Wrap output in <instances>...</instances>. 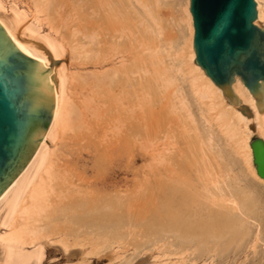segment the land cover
<instances>
[{
  "label": "bare ground",
  "instance_id": "bare-ground-1",
  "mask_svg": "<svg viewBox=\"0 0 264 264\" xmlns=\"http://www.w3.org/2000/svg\"><path fill=\"white\" fill-rule=\"evenodd\" d=\"M159 1L31 0L9 10L0 1V26L17 50L44 72L52 61L66 60L46 73L54 96L49 127L0 196V264H42L43 242L57 244L61 260L86 264L104 242H115L120 225L133 219L135 158L148 163L150 192L162 196L160 224L192 252L205 245L199 260L213 259L207 246L212 237L235 232L230 213L246 216L245 193L262 203L249 180L237 187L212 127L233 142L234 152L264 187L249 147L254 136L264 141V112L238 77L229 87L240 101L234 106L194 64L189 0H172L183 13L176 25L178 49L173 39H160ZM56 2L59 11L51 7ZM255 2L254 22L264 30V0ZM196 111L205 129L197 125ZM49 141L62 148L55 153ZM155 144L161 151L155 153ZM175 212L181 215L179 225ZM86 246L90 252H84Z\"/></svg>",
  "mask_w": 264,
  "mask_h": 264
},
{
  "label": "water",
  "instance_id": "water-1",
  "mask_svg": "<svg viewBox=\"0 0 264 264\" xmlns=\"http://www.w3.org/2000/svg\"><path fill=\"white\" fill-rule=\"evenodd\" d=\"M194 64L222 91L229 104L240 101L229 89L235 77L264 112V30L254 25V0H189ZM40 63L22 54L0 26V196L33 157L51 122L52 84ZM256 174L264 180V141L249 142Z\"/></svg>",
  "mask_w": 264,
  "mask_h": 264
},
{
  "label": "rangeland",
  "instance_id": "rangeland-1",
  "mask_svg": "<svg viewBox=\"0 0 264 264\" xmlns=\"http://www.w3.org/2000/svg\"><path fill=\"white\" fill-rule=\"evenodd\" d=\"M0 1L6 10H9L12 5L24 8L26 4L29 5L31 2V0ZM174 2L172 0H160L158 2V4H160L157 7V13L160 19V23H158V25L161 30L162 28L164 29L160 34V39L163 41L173 39L174 42H172V46L174 48L177 47L178 49L177 44L180 43L178 40V38L180 39V36L176 30L179 31L180 28L177 27L176 29V25L180 26L179 19L182 17L183 13L181 8H177V4ZM255 4L256 12H258L257 3L255 2ZM51 7H53L56 11H59V5L57 2ZM255 22H253L254 25ZM257 27L260 28L259 26ZM260 29H263V27ZM65 61V59L52 61L49 70H57L62 63L66 64ZM195 113L196 122L199 128L205 129L204 127H208L206 123H200L204 120L202 121V118L199 117V113L197 111ZM214 113L215 112H210L212 116ZM202 125H204V127ZM212 129L214 130L212 131L214 133L215 140L217 139V144L214 142V139L213 142L217 149L222 148L221 151L223 152L221 153L224 157V162L226 163L227 161L226 164L228 166L230 164L232 165V167L230 165V171H232L233 175L231 172L230 175L236 177L235 180L237 181H235V183L237 187H242L243 179L244 181L249 180L263 195V199L261 200L262 203L259 204L256 201L258 204L255 205L254 203L256 202H254V199L245 193L244 200L241 205V211L244 212L245 210H248L246 216L240 214V211L232 212L233 214L230 213L229 215L231 220L234 221L232 224H229L234 226L235 232L228 235V231H223L225 234L223 233L219 236V238L212 239L213 237H210L211 239H207V241L210 239L207 246L212 250L210 255L213 256V259L208 261V257H202V259L199 260L197 254L200 252L199 249L206 252L205 245H201V247L199 246L198 251L192 252L191 250H193V248H190L186 242L180 240L178 235L174 233L175 231L168 232L167 229L163 228V225L160 224V218L164 214L162 196L155 195L150 192V183L147 180L148 175H146V172L149 171L148 163L147 166H145L146 163H143L140 160L137 161V158H135L136 162L133 166L134 176L131 177L132 181L130 183L134 199V214L132 223L129 226L121 224L116 231L115 242H104L99 248V253L96 256L91 258L86 257L88 260L86 264H264V187L252 178L241 156L234 152L233 142L225 136L220 135L215 126H213ZM53 145L50 141L47 142V147L50 149L54 147L55 153L58 152L59 148H62L58 142L56 143V141ZM151 148H154L155 153H157L158 151H161L160 148L162 147L155 144ZM234 164H237V166ZM103 168L102 174H105L107 171L106 164L103 165ZM121 185L123 186V183H121ZM122 189L123 188H121V190ZM260 207H262V209H260ZM262 212L263 214H260ZM180 218L181 215L175 212V225L181 224ZM2 231L3 230H0V233ZM42 244L44 245L45 252L42 264H82L81 260L78 259L73 261L61 260L62 254L57 251L59 250V247L54 246L57 244L51 245L48 242H43ZM212 244L215 246L213 247ZM183 249L188 250L184 252ZM83 250L84 252H90L91 248L86 246Z\"/></svg>",
  "mask_w": 264,
  "mask_h": 264
}]
</instances>
